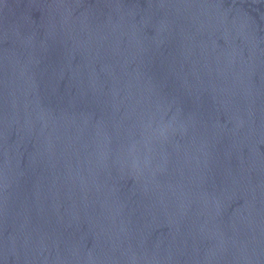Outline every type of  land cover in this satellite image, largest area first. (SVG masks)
I'll list each match as a JSON object with an SVG mask.
<instances>
[{"label": "water", "instance_id": "1", "mask_svg": "<svg viewBox=\"0 0 264 264\" xmlns=\"http://www.w3.org/2000/svg\"><path fill=\"white\" fill-rule=\"evenodd\" d=\"M0 264H264V0H0Z\"/></svg>", "mask_w": 264, "mask_h": 264}]
</instances>
